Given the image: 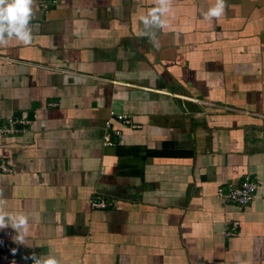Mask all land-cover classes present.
I'll return each instance as SVG.
<instances>
[{
  "label": "crops",
  "instance_id": "obj_1",
  "mask_svg": "<svg viewBox=\"0 0 264 264\" xmlns=\"http://www.w3.org/2000/svg\"><path fill=\"white\" fill-rule=\"evenodd\" d=\"M215 2L148 30L156 0H37L32 42L0 45V122L30 120L0 133V208L29 219L23 243L0 229V264H264V0L205 19ZM246 175L252 201L229 202Z\"/></svg>",
  "mask_w": 264,
  "mask_h": 264
},
{
  "label": "clouds",
  "instance_id": "obj_2",
  "mask_svg": "<svg viewBox=\"0 0 264 264\" xmlns=\"http://www.w3.org/2000/svg\"><path fill=\"white\" fill-rule=\"evenodd\" d=\"M226 8V0H216L215 6L203 13L205 19L219 18ZM171 10V0H156V6L147 15L142 16L146 29L162 28L164 16ZM37 12V0H0V45H6L13 38L24 44H30L33 38L31 24ZM154 35V33H153ZM11 227L17 233L16 238L23 243L29 234V219L24 214H15L0 208V229ZM15 253V250H13ZM27 259L32 264H60L52 255L33 253ZM12 264H16L15 261Z\"/></svg>",
  "mask_w": 264,
  "mask_h": 264
},
{
  "label": "built area",
  "instance_id": "obj_3",
  "mask_svg": "<svg viewBox=\"0 0 264 264\" xmlns=\"http://www.w3.org/2000/svg\"><path fill=\"white\" fill-rule=\"evenodd\" d=\"M113 114V113H111ZM116 121L121 123L123 126L135 129L139 127L138 123H135L132 118L123 114L114 115ZM30 120L26 115L20 117H10L5 122H0V133L10 134L15 132H23L27 129V125ZM125 140V134L121 127H114L110 120L105 121V131L102 136L104 146L110 147L118 143H122ZM0 169L2 171H9L10 169L3 163H0ZM257 188V183L249 176L246 175L240 183L234 186H229L225 198L237 205H248L254 197V193ZM221 193L222 190H219ZM93 207H105L106 203L102 197H95L91 202ZM238 221H231L230 225L223 231L225 236H234L237 234Z\"/></svg>",
  "mask_w": 264,
  "mask_h": 264
}]
</instances>
